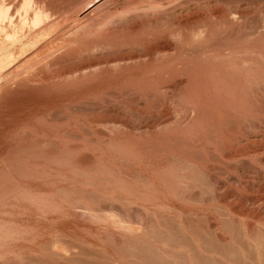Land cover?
<instances>
[{
  "label": "rangeland",
  "instance_id": "rangeland-1",
  "mask_svg": "<svg viewBox=\"0 0 264 264\" xmlns=\"http://www.w3.org/2000/svg\"><path fill=\"white\" fill-rule=\"evenodd\" d=\"M51 1L53 2L56 0ZM65 1L66 0H57L55 3H51L48 6V10L55 8V14L63 19L62 21H65L61 22V25L59 24L56 29H53L50 32V34H46L48 37L46 35L42 37L39 36L40 38L36 37L35 40L29 41L26 37L29 30L27 31V28H23L24 32L22 31L21 36L25 44L22 47L21 45H19V47L17 46L15 51H13V53H17L16 59H9L6 61L7 57L5 55L2 56V53L0 52V69L3 67L0 70V264H83V262L84 264H117L112 262L113 259H120L123 261V264H153L154 262L149 261L150 258L159 256H161V259H164L162 261L163 263L167 262V259H169V263L167 262V264H200L202 261V264H224V260H228L227 258L233 260L235 264H264V249L260 257L261 261H259L254 248L252 249V246L248 245L251 244V241L249 240V243L245 238L241 225V223L247 219V221L251 223H254L258 218L264 219V206L262 205L264 202L258 201L259 198H264V96L257 98V101L252 97L251 99L250 97L247 98L249 101L247 108L248 118L244 124L242 121H239L241 119H239V117H241L240 114L238 115L236 112V115L234 110L231 111V108H227L228 110L226 109L230 103H233V98L229 97L230 95H225V98L224 94H222L223 96L218 99V104H220L217 108L219 111L215 110L217 108H214V103L212 104L213 106H210L211 108L213 107V112H208V110L202 111L200 110L203 109L202 105H204V107L207 106V109H209L208 105L211 104L208 101V105H206V102L205 104L199 103L202 104L200 105L202 108L199 106V118L205 117L207 121L214 120V122L216 121V123L212 122L214 125H212V123H208L206 126L205 124H203L204 126L198 125L197 128L195 126L196 129L191 127L190 129L178 130L176 128V131L174 128H172L171 131L170 128L169 131L168 129L165 130L166 133H164L165 131L163 132L164 138H162L163 135L160 134L161 140L159 139L157 142L156 139L154 142L153 140H145L144 138H146V136L150 138L149 133V136L146 135L147 130H143V127H141L146 119L143 117L140 118L139 114H137L138 111H140L139 113L143 111L141 108L144 107V101H142L141 98L138 100L139 96L133 90L135 87H132L140 78H142L139 72H127V74L125 73L123 76L107 78L101 82H92L90 85L84 83L82 87H80L81 85L78 86L81 89L77 87L78 89L75 88L76 90L70 89L68 86L70 90L66 91V88H64L63 90L65 91H63L62 88L60 89L56 86L57 82L55 79H57L59 74H67V72L74 71L79 66L84 65V63L89 64L90 61L93 62L101 58L103 59V57L105 59L109 58L112 56L109 52L105 51L95 54L91 52L90 54H83L84 56H82V54L79 53V55L77 52L75 54L74 51V53L72 52L70 55L68 54L70 57L65 55L66 57L63 59V62H58V65L56 64V66L51 68L52 70L49 69L45 72H41L40 68H37L40 73L35 70L37 65L40 66L39 64H36V61L40 57L44 59V57L47 56V53L49 54L50 52H53L58 55H64L65 52H69L70 49L68 44L64 42L68 35L66 36L64 34L66 38L61 36L64 32L63 28L69 26V28L71 27L72 29L76 24L72 25L75 20L80 24V20L84 21L87 14L92 15L90 13L95 12L93 11V7L96 4L103 1L109 2L110 5L109 10L105 9L101 12L93 13L96 20H101L105 17L108 11H111L110 8H115L114 6L118 2H122V4L125 3L124 5H126L132 4L137 0H89L90 3L89 1L84 3L85 6L83 9H77L75 11L70 7L72 5L68 6L67 1ZM180 1H178L179 4L178 2H174L165 5V8H162L159 11V15H156L157 17L154 16V18L161 19L157 23V27L153 25L150 27L148 23V25L145 26L146 29L144 30L143 28L142 31H140L142 34L140 35V33H138L137 38H140V36L142 38L148 33V31H150V28L154 27L163 30L168 35L170 34L169 40L170 42L173 41L171 35L179 34V31L181 32L180 25L183 22L188 21V17L185 15H178L177 18L176 11L179 10V7L182 4L185 6L187 0H182L183 2L181 1V3ZM233 1L237 2V0ZM234 2L233 4H235ZM248 2L253 1L249 0ZM56 4L57 8L53 6ZM88 4L90 6L92 5L91 8ZM50 5L53 7L51 8ZM137 5L136 7L140 6V4ZM54 10H51V12L49 10V12L54 15ZM196 15V13H191V15L188 14L187 16H190L189 21ZM184 17H186V20H184ZM154 18H152V16H145V18L135 19L130 24L138 25L141 21L146 22L147 24L148 21L151 23ZM254 18L257 20L259 16H255ZM254 18L253 21H255ZM176 20H178V22L180 21L179 26L178 23H175ZM171 23L172 25H170ZM174 24L177 26H174ZM62 25L64 27H62ZM198 25L200 27L201 23L195 26L198 28ZM66 28L65 32L67 31L69 34V30L71 29L67 28L66 30ZM190 28L191 27H187V30H182H185V32H183L187 33ZM57 30L62 34H58ZM56 37H59L61 40ZM122 37L123 36L121 35L120 38L124 39ZM127 38H130V36L128 37L127 35L125 39ZM35 43L37 45H35ZM90 43H88V45ZM0 47H2V44ZM40 47L42 48L40 49ZM43 47L46 48L47 52ZM7 48L10 49L9 47ZM23 48H25V50ZM35 48H39V55H37L36 52H34L35 54L32 53V60L29 53L31 51L33 52ZM47 48L50 51H48ZM62 49L66 50L63 51ZM25 51H27V53ZM26 55H29V60ZM35 55L42 56L39 58L35 57L34 59L33 57ZM3 59L6 60L4 61ZM42 59H39L38 61ZM28 61L31 62L27 64L26 62ZM14 63L16 66L18 65L17 71H20L23 65L25 70L28 71L30 68L27 69L25 66H30V64L34 63L31 66L35 67L36 64L35 68L32 67L34 71H32V69L30 70L33 72L32 74L36 73L37 76H39L37 81L40 80L41 82H31L33 84V86L31 85V88L29 87V89L24 88L20 90V83L17 85V81H22L21 79L24 78L25 75V78H28L29 76L30 79H33L34 75L30 76L28 73L30 70L27 72L29 75L25 73L26 71L22 73L24 71L23 69L19 75L23 74L24 77H21L18 80L16 79L17 81H12L11 79L7 80L6 77L9 72L6 70H16L17 67ZM22 63L24 64L22 65ZM180 63L170 67L176 71L168 68L170 72L173 74L175 73L176 75L166 71H162L160 72L161 74H159V70H152L149 71L152 73H148L146 76L143 75L148 81V86L155 87L153 86L154 84H156V86H166L165 89H167L168 92L170 91L169 87H172L173 84L183 77L182 80L186 79L185 81L190 83V85L188 83L189 86L194 82L191 89L194 90L192 87H195L196 90L194 91H198V94H202L204 90V94H202L204 95L203 97H201V94L196 95L197 97L199 96V98L201 97V100H203L206 95L207 99L208 95L213 94L212 90V92L208 90L210 88L207 83H209L208 78L210 77L209 75L207 76L209 69L205 68V65L203 67L201 66V70L203 71L207 69L205 70L207 73L200 70V73L198 74L201 75L199 76L196 72H198V68H200V65L202 64L196 66L189 63L186 59H182ZM182 63L184 64L182 65ZM1 65L3 66L1 67ZM190 69H192V72L195 70V78L192 77L193 73L189 74L191 72ZM263 70L264 69L261 71ZM4 71H6V73ZM155 73L157 76H155ZM163 73L165 74L164 76ZM36 74L35 77H37ZM186 75H191L188 76L189 80L190 77H192L193 80L189 81L188 78H186ZM221 75V78H224V74L221 73ZM172 76L174 77V80L171 78ZM179 76L181 77L179 78ZM46 77L47 79L50 77L48 82H44L45 80H43ZM177 77L179 79H177ZM34 80L36 79L34 78ZM167 80L169 81L167 82ZM7 81H12L10 84L14 81L15 83L10 85ZM197 81L199 85L196 83ZM203 81L207 82L205 83V86L202 85ZM42 82L49 83L51 86L47 89L44 88V92L49 94V97L48 95L45 96L46 94L43 92V88L40 89L44 84ZM137 83L136 85H138ZM167 83H169V85ZM170 83L172 85H170ZM6 84H9L8 87ZM38 85L39 87H37ZM9 86H12L11 89ZM17 86L20 91L17 90ZM34 86L36 88H34ZM12 88H14V90L16 89V91L14 92ZM187 88L188 87H185V91L183 92L186 93L187 90L189 94L191 89ZM4 89L10 91L6 92ZM165 89L162 90V92H166ZM30 91H32V94L34 93L33 96ZM130 91L131 94H129ZM207 91H209V93ZM121 92L123 93V96H121ZM94 95L95 97L96 95L102 96L103 98L105 97L106 100L113 99L112 101L115 100L116 104L118 101L117 106L120 105L118 108L121 110V113H110L109 109L107 110L103 104L96 101L97 99H94L95 101L93 99L90 100V97L94 98ZM109 97L110 99H107ZM188 97L190 96L188 95ZM199 98H197V100ZM224 98L226 101H232L229 104H226V101L223 102L225 100ZM84 99H86V102H84ZM157 99V96L156 98H151V104H156L155 102H157ZM220 100L223 103L220 102ZM93 103L96 104V106ZM176 106H179V109L186 107L179 102ZM123 110L125 113H122ZM126 114L129 116L127 120L124 118H127V116H125ZM97 120L100 122L98 121V123H95ZM219 120L221 121V124L218 123L220 122ZM101 121L103 122L102 124H100ZM115 122H122L125 127H123V129L120 128V131H117V129L113 130L117 131L114 132V136L112 135L115 140L112 139V141L109 142L106 137L103 138V135L107 136L105 131L108 132L109 129L106 128L109 127L108 125L112 128V125ZM81 124L83 126H81ZM125 124L128 126L126 127ZM101 127H103V129H101ZM224 129L227 132H225ZM144 131H146V133H144ZM118 132L120 134H118ZM157 133L152 136L158 137L159 132ZM95 134L96 136H94ZM142 134H144L145 137ZM89 135L92 137H89ZM101 135L103 137H101ZM129 135L130 137H128ZM175 145H177V147ZM145 146L147 148H145ZM234 149L235 151H233ZM255 150L258 153L256 152L253 156L246 155L243 157L241 155L242 152H252ZM235 153L240 155L231 160L229 157L235 155ZM202 165L204 168H202ZM177 176L182 178V182H178L179 178ZM185 178H187L186 181ZM167 181H169L168 184ZM164 182H166V185ZM173 182H176V185ZM177 185H179V187ZM258 204H260L259 206H263L261 210L257 207ZM253 205H255V207H253ZM230 212L231 216H228L230 215ZM199 222L200 225L198 224ZM222 223H224L223 226ZM202 224H206V226H202ZM215 224L218 225L217 229ZM210 225L212 228L215 227L218 231L211 230ZM219 226L221 230H219ZM228 231H230V233L232 232V234ZM221 235H225V237L227 235L228 237H226L225 240L224 238L222 239ZM190 237H194V240ZM260 240L262 241V239ZM198 247L200 249H198ZM241 251H243V254L246 253V257L241 254ZM210 252H212V254ZM213 252L215 254H213ZM231 253L233 255H231ZM210 255H212V257ZM220 255L223 260H221ZM53 256H55V259ZM58 256L61 257L59 258ZM162 256L164 258H162ZM165 256H169L170 258L168 257L165 261ZM189 256H192L190 261ZM61 259H63V261ZM173 259L176 263L174 261L171 262Z\"/></svg>",
  "mask_w": 264,
  "mask_h": 264
},
{
  "label": "bare ground",
  "instance_id": "bare-ground-1",
  "mask_svg": "<svg viewBox=\"0 0 264 264\" xmlns=\"http://www.w3.org/2000/svg\"><path fill=\"white\" fill-rule=\"evenodd\" d=\"M57 1V0H56ZM56 1H51V0H0V45L2 44V47H0V52L2 53V56L5 55L7 57L8 61L9 59H16V54L13 53V51H15V48H17V46L19 47V45H21V47L25 44L21 33L23 31V28H27L28 34H27V39L29 41L35 40V38H40L39 36H44V35H48L50 34V32L53 29H56L57 26L61 23V22H65L62 21L63 19H61L60 17H58L55 14V11L52 7L53 6H57L56 5H50L52 9H49L50 12L51 10H54V16L52 13L49 12L48 10V6L51 3H55ZM68 3V6H70L71 8H73L72 10H77V9H83L85 4L87 3L89 0H66ZM65 1V2H66ZM138 1V2H137ZM135 2H133L132 4H122V2H118L114 7V9H111V11H108V13H106L105 17H103L101 20H96L94 18V14L93 13H97V12H101L103 10H109V2H103L101 1L99 4H96L93 7V13H90L92 15H88L85 16V20H80V24L79 22H76V20L74 21V23L72 25L73 28L71 29V27L69 28V26L67 27L69 30V34L67 32H65V28L63 25L62 27H64V32L63 34L61 32H59L58 30V34H62L61 36L66 38L64 36V34L67 36V39L64 41L68 44L69 47V52H65L64 55H58L55 54L53 52H50L49 54L47 53V58L44 57V59H42L40 56H34L33 58L35 59V57H40L39 59H42L40 61H36L34 63L39 64L40 66L35 64V67L37 70L36 72H38L39 68L42 71H47L49 69H51L52 67L56 66V64L59 62H63V59L66 57L65 55H70L72 52L75 54L76 52L79 54H82V56H84L83 54H90L91 52L93 54L95 53H99V52H109L112 56L109 58H104L101 60H96L93 61L89 64L84 63V65L79 66L78 68H76L74 71L71 72H67V74H59V76L57 77L56 80V86H58L60 89L62 88V90L64 88H66L65 90H70V89H75L77 88L79 85H81L80 87H82L84 85V83H87L90 85V83H95V82H101L106 80L107 78H113V77H120L123 76L125 73L127 74V72H133V71H137L141 74V77L139 79V81H137L136 83L138 85H136V83L132 86L135 87L133 90L135 93L138 94L139 98L138 100L144 101V107L141 108L143 109V111L141 113H139L140 111L137 112V114H139L140 118L143 117L145 118V122L144 124H142L143 126V130H147L144 131V133H146V135L149 136L150 134V138L146 136V138H144L145 140H154L156 139V142L159 141V139L161 138V135H163V132L165 130L171 128H174V130L176 131L177 129H187V128H197L198 125H203L208 124V123H212L214 122V120L212 121H207L204 118H199L200 116V112L199 111V106L202 105L203 103L206 105H208L210 102L211 105H208L204 107L203 109L200 110H204L210 112L214 109H212L210 106L214 105V108L220 104H218V99L220 97H222L224 94L225 95H230L229 97H232L231 99L233 100V103H230L231 101H226V97L224 98L225 100L223 102H227L226 104H229L226 109L231 108V111L234 110L235 114L237 112V114L241 117H239V121L246 123L247 120V115H248V99L250 97L254 98L255 100L257 98H260L262 96H264V70L261 71L262 69H264V0H252L253 2H248L249 0H237V2H234L233 0H187L186 1V5L183 6L184 4H180L181 6L179 7V10H177L176 14H177V18L178 15H185L186 17H188V21L183 22L180 26H181V32L179 31V34H173L171 35V37L173 38V41L170 42L169 40V35L166 34L163 30H160L159 28H150L153 26H156L157 23L161 20L159 18H154V16L159 15V11L162 8H165V5H167L168 3H177L180 0H137ZM182 1V0H181ZM180 1V3H181ZM235 4H233V2ZM236 1V0H235ZM183 2V1H182ZM90 3V1H89ZM140 4V6L138 5ZM179 4V2H178ZM89 5V4H88ZM136 5L138 7H136ZM169 5V4H168ZM90 6V5H89ZM92 6V5H91ZM90 6V8H91ZM175 6V5H174ZM179 6V5H177ZM59 7V6H58ZM87 7V6H86ZM57 8V7H56ZM63 8V7H62ZM68 8V7H67ZM88 8V7H87ZM86 8V10H87ZM66 9V8H65ZM70 9V8H69ZM169 9V8H168ZM60 10V9H58ZM164 10V9H163ZM172 10V9H171ZM61 11V10H60ZM66 11V10H65ZM71 11V10H70ZM196 11V12H195ZM69 12V11H68ZM191 13H196L197 15L194 17V19L189 21V17L187 16L188 14L191 15ZM60 14V13H58ZM71 14V13H70ZM162 14V13H161ZM187 14V15H186ZM61 15V14H60ZM63 15V14H62ZM67 15V14H66ZM96 15V14H95ZM171 15V14H170ZM173 15V14H172ZM175 15V14H174ZM54 16V17H53ZM72 16V14H71ZM145 16H152V18H154L152 20V22L150 23V21L147 22H142L139 23L138 25H131L130 23L133 22L135 19H140V18H145ZM180 16V19H181ZM255 16H259V20L255 19ZM67 17V16H66ZM76 17V16H75ZM157 17V16H156ZM171 17V16H170ZM186 17H184L186 20ZM77 18V17H76ZM79 18V17H78ZM176 18V19H177ZM253 18L255 19V21H253ZM65 19V18H64ZM166 19V18H165ZM183 19V18H182ZM71 20V18H70ZM143 20V19H141ZM252 20V21H251ZM78 21V20H77ZM147 21V20H146ZM183 21V20H182ZM136 22V21H135ZM171 22V21H170ZM180 22V21H179ZM179 22L178 20H176V24L178 23L179 26ZM70 23V22H69ZM149 23V30L147 34H145L142 38L140 36V38L138 37V33H140V31H142V29L144 28V30L146 29L145 26H147ZM167 23V22H165ZM201 26L198 28L197 24H200ZM168 24V23H167ZM61 25V24H60ZM70 25V26H72ZM172 25V23L170 24ZM174 26H177L174 24ZM173 26V27H174ZM60 27V26H59ZM60 27V28H62ZM157 27V26H156ZM164 27V25H163ZM187 27H191L189 32L184 33L185 30H187ZM195 27V28H194ZM29 28V29H28ZM66 28V30H67ZM148 28V27H147ZM166 28V27H165ZM171 28V27H170ZM168 29V28H167ZM173 29V28H172ZM178 29V28H177ZM185 29V30H182ZM166 30V29H165ZM61 31V30H60ZM63 31V30H62ZM184 31V32H183ZM24 32V31H23ZM170 32V31H169ZM176 32V31H175ZM172 33V32H171ZM142 33H140L141 35ZM25 35V34H24ZM46 35V36H47ZM121 35L123 36L121 39ZM126 35V36H125ZM130 36V38L125 39V37ZM45 36V37H46ZM48 37V36H47ZM60 37V36H59ZM58 37V38H59ZM44 38V37H43ZM41 38V39H43ZM53 38V37H52ZM51 38V39H52ZM57 38V37H56ZM55 38V39H56ZM57 38V39H58ZM63 38V39H64ZM49 39V38H48ZM60 39V38H59ZM121 39V40H120ZM26 40V38H25ZM37 40V39H36ZM61 40V39H60ZM27 42V41H26ZM58 42V41H56ZM91 42V43H90ZM60 43V42H59ZM58 43V44H59ZM63 43V42H62ZM61 43V44H62ZM88 43H90L88 45ZM34 44V43H33ZM35 45H37L35 43ZM48 45V44H47ZM55 45V44H54ZM65 45V44H64ZM87 45V47H86ZM251 45V46H249ZM33 46V45H32ZM59 46V45H58ZM66 46V45H65ZM64 46V47H65ZM74 46V47H73ZM7 47H9L10 49H8ZM37 47V46H36ZM63 47V48H64ZM26 48V47H25ZM25 48H23L25 50ZM30 48V47H29ZM32 48V47H31ZM42 47H40L41 49ZM44 50L46 51V48L43 47ZM76 48V49H75ZM27 49V48H26ZM36 49V48H35ZM30 52L29 55L31 56L32 53L35 54L34 52L38 54V49H36V51ZM48 49V48H47ZM51 49H52V45H51ZM55 49V48H54ZM60 49V48H59ZM67 49V48H66ZM66 49H62L63 51ZM18 50V49H17ZM28 50V49H27ZM31 50V49H30ZM56 50V49H55ZM58 50V49H57ZM68 50V49H67ZM20 51V50H19ZM41 51V50H40ZM44 51V52H45ZM48 51H50L48 49ZM59 51V50H58ZM62 51V52H63ZM27 53V51H25ZM42 52V51H41ZM47 52V51H46ZM45 52V54H46ZM57 52V51H56ZM126 52V53H125ZM20 53V52H19ZM67 53V54H66ZM22 54V53H21ZM24 54V53H23ZM42 54V53H40ZM79 54V55H80ZM29 55L26 57H28L27 59L29 60ZM68 55V56H69ZM90 56V55H89ZM70 57V56H69ZM25 58V57H24ZM189 62L192 63L196 66H199L198 64H202L200 65V68H198V72L197 75H199L198 73H200L201 70V66L205 68L209 69V72L207 73V69L203 70L207 73V76L209 75L210 78H208L209 83L203 81L202 85H206L205 83H207V85H209L208 89L209 91H213V94L208 95L207 99L206 96L204 97L203 100H201L204 95L203 92L202 94L199 93L198 91H194L196 90L195 87L191 89V86H193L194 82L192 83L191 86L190 83L188 81H185L184 79L182 80V78H180L181 76H179V78L177 77V79H179V81H177L175 84H173L172 87H169V90L167 92L166 86H156V84H151L155 87H150V85L148 86V81L147 79L144 78V76H146L148 73H152L149 71H154V70H159V74H161L160 72H170V70L173 68L174 65L179 64L181 62V60H185V59ZM23 59V58H22ZM26 59V60H27ZM32 59V56H31ZM73 59V58H72ZM94 59V58H93ZM1 60V58H0ZM4 60V59H3ZM2 60V62H3ZM4 60V61H5ZM21 60V59H19ZM25 60V59H23ZM22 60V62H23ZM33 60V59H32ZM89 60V58H88ZM65 61V60H64ZM73 61V60H72ZM31 62L28 61L26 62L27 64ZM39 62V63H38ZM18 63V62H16ZM34 63L30 64V66H25L30 69L33 70L31 66ZM185 63V62H184ZM182 63V65L184 64ZM4 64V63H3ZM19 64V63H18ZM24 63H22L23 65ZM181 64V63H180ZM191 64V66H192ZM15 65V63H14ZM13 65V66H14ZM21 65V63H20ZM58 65V64H57ZM187 65V64H186ZM193 65V66H194ZM3 65H1L2 67ZM12 66V68H13ZM16 66V65H15ZM14 66V68H15ZM18 66V65H17ZM16 66V67H17ZM195 66V67H196ZM34 67V68H35ZM179 67V66H178ZM3 68V67H2ZM1 68V69H2ZM5 68V67H4ZM38 68V69H37ZM74 68V67H73ZM170 68V70L168 69ZM181 68V67H180ZM193 68V67H191ZM0 69V70H1ZM18 67L15 69H11V71L8 69L6 70L8 73L7 77L5 75V77L7 78V80H15L17 81L18 79H20L21 77H24L23 74L19 75V73L24 69V71L22 73H27L28 71L25 70L24 65L22 67V69L20 71H17ZM71 69V68H70ZM52 70V69H51ZM65 70V69H64ZM168 70V71H167ZM187 70V69H186ZM194 70V69H193ZM196 70V68H195ZM195 70L192 72V69H190V73H193V78H195L194 76V72ZM6 71H4L6 73ZM31 70L28 72L30 74V76L34 75L33 79L29 78V74L27 75L28 78H22L20 80H18V84L16 82L17 85H19L20 83V87L19 88L17 86V90L20 91L24 88H31V85L33 86V84L31 82L37 81L39 78V76H37L36 73L32 74ZM173 71H176L175 69ZM184 71V70H183ZM202 71V70H201ZM202 71V72H203ZM254 74H253V73ZM40 73V71H39ZM38 73V74H39ZM51 73V72H50ZM49 73V75H50ZM56 73V72H55ZM172 73V72H170ZM169 73V74H170ZM180 73V72H179ZM178 73V74H179ZM195 73V74H196ZM205 73V74H206ZM221 73L224 74V78H221ZM252 73V75H251ZM35 74L37 77H35ZM167 74V73H166ZM173 74V73H172ZM175 74V73H174ZM173 74V75H174ZM4 75V74H3ZM47 75V74H46ZM144 75V76H143ZM165 74L163 73V76ZM176 75V74H175ZM201 75V74H200ZM199 75V76H200ZM203 75V74H202ZM221 75V76H220ZM43 76V75H42ZM155 76L156 73H155ZM159 76V75H158ZM191 76V75H188ZM186 75V78L189 77ZM19 77V78H18ZM45 77V75H44ZM56 77V75H55ZM166 77V76H165ZM190 77V80H193V78ZM203 77V76H202ZM34 78L36 80H34ZM43 78V77H42ZM139 78V77H138ZM153 78V77H152ZM164 78V77H163ZM171 78L174 77L172 76ZM176 78V76H175ZM200 78V77H199ZM17 79V80H16ZM50 79V77L47 79L44 78L43 80H45L44 82H48V80ZM149 79V78H148ZM155 79V78H153ZM159 79V78H158ZM167 79V78H166ZM165 79V80H166ZM176 79V80H177ZM207 79V78H206ZM4 80V79H3ZM33 80V81H32ZM52 80V79H51ZM137 80V79H136ZM160 80V79H159ZM164 80V79H163ZM162 80V82H163ZM169 80L171 81V79L169 78ZM167 80V82L169 81ZM189 80V81H190ZM198 80V79H197ZM203 80V79H202ZM12 81H7V83L12 82ZM15 81L13 83H11L10 85L14 84ZM20 81V82H19ZM124 81V80H123ZM37 82H41L40 80ZM36 82V83H37ZM42 82V83H44ZM129 82V81H128ZM132 82V81H131ZM135 82V81H134ZM165 82V81H164ZM201 82V80H200ZM199 82V83H200ZM31 83V84H30ZM35 83V82H34ZM133 83V82H132ZM157 83V82H156ZM161 83V82H160ZM187 83V84H186ZM189 83V85H188ZM198 84V81L196 82ZM4 84V83H3ZM9 84H6V86L8 87ZM40 84V83H38ZM158 84V83H157ZM169 85V83H167ZM1 85V84H0ZM36 85V84H34ZM53 85V84H52ZM86 85V84H85ZM93 85V84H92ZM130 85V84H129ZM132 85V84H131ZM166 85V84H165ZM170 85H172L170 83ZM199 85V84H198ZM200 85V86H202ZM4 86V85H3ZM50 86V84L48 83H44L42 85V87L40 89L43 88V92H44V88H48ZM55 86V85H54ZM63 86V87H61ZM70 89H69V87ZM76 86V87H75ZM87 86V85H86ZM126 86V84H125ZM124 86V87H125ZM12 87V86H11ZM11 87L9 86V88L11 89ZM39 87V85L37 86ZM51 87V86H50ZM57 87V88H58ZM74 87V88H73ZM78 87V88H80ZM185 87H188L187 89H191V91H189V94L186 90V93L183 92L185 91ZM190 87V88H189ZM199 87V86H198ZM207 87V86H206ZM16 88V87H15ZM20 90H19V89ZM34 88H36L34 86ZM77 88V89H78ZM119 88V87H118ZM121 88V86H120ZM127 88V87H126ZM131 88V87H130ZM129 88V89H130ZM197 88V86H196ZM203 88V87H202ZM8 89V88H7ZM39 89V88H37ZM36 89V90H37ZM39 89V90H40ZM81 89V88H80ZM114 89V88H113ZM166 90V92H162V90ZM205 89V88H204ZM6 89H4L5 91ZM12 90H14V88H12ZM27 90V89H26ZM35 90V91H36ZM63 90V91H65ZM76 90V89H75ZM107 90V89H106ZM119 90V89H118ZM126 90V89H125ZM10 91V90H6ZM16 91V89L14 90V92ZM17 91V93H18ZM114 91V90H113ZM121 91V90H120ZM127 91V90H126ZM129 91V90H128ZM209 91H207L209 93ZM211 91V92H212ZM38 92V91H37ZM48 92V91H47ZM54 92V91H53ZM58 92V91H57ZM61 92V90H60ZM58 92V93H60ZM133 92V91H132ZM133 92V93H134ZM2 93V92H1ZM24 93V92H23ZM30 93L32 94V91H30ZM29 93V94H30ZM45 93V92H44ZM120 93V92H119ZM122 93V92H121ZM197 93V94H196ZM13 94V93H12ZM28 94V95H29ZM34 94V93H33ZM32 94V96H33ZM46 94V93H45ZM52 94V93H51ZM54 94V93H53ZM99 94V93H98ZM117 94V93H116ZM131 94V91L130 93ZM190 97H188V95ZM202 95L200 98L199 96L197 97L196 95ZM3 95V94H1ZM10 95V94H9ZM25 95V94H24ZM37 95V94H36ZM49 97V94H46L45 96ZM60 95V94H59ZM103 95V94H102ZM215 95V96H213ZM18 96V95H17ZM20 96V95H19ZM30 96V95H29ZM53 96V95H52ZM121 96H123V93L121 94ZM136 96V97H138ZM157 96V102H155L156 104H151L150 101L151 98H156ZM237 96V98H236ZM4 97V96H3ZM90 97V96H89ZM108 97V96H107ZM111 97V96H110ZM107 98V99H110ZM19 98V97H18ZM39 98V97H38ZM88 98V97H87ZM128 98V97H127ZM197 98H199L197 100ZM17 99V98H16ZM15 99V100H16ZM25 99V98H24ZM50 99V98H49ZM96 100L98 103H101L104 105V107L107 108V110L109 109V112L111 113H117L120 114L121 110H119V106H117L116 101H112V100H106L105 97L103 98L102 96H98L94 95V98L90 97V100ZM210 99V100H209ZM212 99V100H211ZM80 100V99H79ZM86 102V99H84ZM94 100V101H95ZM177 100V102H176ZM222 100V98H221ZM220 100V102H222ZM259 100V99H258ZM1 101V100H0ZM3 101V99H2ZM7 101V100H6ZM25 101V100H24ZM83 101V100H81ZM88 101V100H87ZM141 101V102H142ZM208 101V102H207ZM251 101V100H250ZM253 101V100H252ZM257 101V100H256ZM22 102V101H21ZM34 102V101H33ZM79 102V101H78ZM77 102V104H78ZM90 102V101H89ZM126 102V101H125ZM182 103L184 104L186 107L179 109V106H176V104ZM222 102V103H223ZM254 102V101H253ZM252 102V104H253ZM27 103V102H26ZM124 103V102H123ZM128 103V102H127ZM202 103V104H199ZM208 103V104H207ZM214 103V104H213ZM221 103V104H222ZM6 104V103H5ZM18 104V103H17ZM21 104V103H20ZM94 104V103H93ZM121 104V103H120ZM137 104V103H136ZM140 104V101H139ZM189 104V105H186ZM213 104V105H212ZM14 105V104H13ZM33 105V104H32ZM96 106V104H94ZM100 105V104H99ZM102 105V106H103ZM128 105V104H127ZM143 105V104H142ZM8 106V104H7ZM129 106V105H128ZM138 106V104H137ZM190 106V107H188ZM225 106V105H224ZM251 106V105H250ZM24 107V106H23ZM86 107V106H85ZM93 107V106H92ZM91 107V108H92ZM103 107V108H104ZM132 107V105H131ZM201 107V106H200ZM219 107V106H218ZM4 108V107H3ZM31 108V107H30ZM102 108V107H101ZM135 108V107H134ZM140 108V106H139ZM202 108V107H201ZM205 108V109H204ZM211 108V109H210ZM132 109V108H131ZM140 109V110H141ZM227 109V110H228ZM3 110V109H2ZM106 110V109H105ZM106 110V111H107ZM216 111H219L218 108L215 109ZM16 111V110H15ZM127 111V110H125ZM136 111V110H135ZM221 111V110H220ZM230 111V112H231ZM106 112V113H109ZM131 112V111H130ZM213 112V111H212ZM260 112V111H259ZM122 113H125L124 110ZM133 113V112H132ZM199 113V114H198ZM128 114V112H127ZM127 114L125 116H127ZM135 114V115H137ZM211 114V113H210ZM209 114V115H210ZM236 114V115H237ZM259 114V113H258ZM99 115V114H98ZM109 115V114H108ZM122 115V114H121ZM207 115V114H206ZM233 115V114H232ZM261 115V114H260ZM1 116V115H0ZM114 116V115H113ZM120 116V115H119ZM124 116V114H123ZM122 116V117H123ZM202 116V114H201ZM214 116V115H213ZM252 116V115H251ZM105 117V116H104ZM103 117V118H104ZM116 117V116H115ZM129 116L124 117L126 120L128 119ZM212 117V116H211ZM215 117V116H214ZM219 117V116H218ZM238 117V116H237ZM100 118V116H99ZM111 118V117H110ZM120 118V117H119ZM118 118V119H119ZM131 118V117H130ZM230 118V117H229ZM253 118V117H252ZM96 119V118H95ZM94 119V120H95ZM124 119V120H125ZM139 119V118H138ZM205 119V120H204ZM209 119V118H208ZM214 119V118H213ZM103 120V119H102ZM130 120V119H129ZM99 120H97L95 123H98ZM104 121V120H103ZM117 121V120H115ZM122 121V120H121ZM220 121V120H219ZM232 121V120H231ZM236 121V122H239ZM92 122V121H91ZM100 122V121H99ZM123 122V121H122ZM118 123L115 122L112 125V128L110 125H108L109 127H107L106 129H109L108 132H106L107 136L105 135H101V137L103 138H107V141H112L113 138V134L114 132L120 131V128L123 129L124 124L123 123ZM130 122V121H128ZM133 122V121H132ZM88 123V122H86ZM103 122L101 121L100 124H102ZM105 123V122H104ZM216 123V121L214 122ZM219 124H221V121L218 122ZM226 123V122H224ZM79 124V123H78ZM84 124V123H83ZM97 124V125H100ZM106 124V123H105ZM104 124V127H105ZM218 124V125H219ZM223 124V123H222ZM231 124V123H230ZM106 125V126H107ZM126 127L128 126L127 124H125ZM139 125V123H138ZM212 125H214L212 123ZM211 125V126H212ZM225 125V124H224ZM81 126H83L81 124ZM91 126V125H90ZM103 126V125H100ZM99 126V127H100ZM133 126V125H132ZM204 126V125H203ZM216 126V125H215ZM221 126V125H220ZM229 126V125H228ZM256 126V125H255ZM79 127V126H78ZM93 127V126H91ZM258 127V126H257ZM85 128V127H82ZM132 128V127H130ZM134 128V127H133ZM138 128V127H137ZM177 128V129H176ZM195 128V129H196ZM200 128V127H199ZM206 128V127H204ZM213 128V127H212ZM260 128V127H259ZM89 129V128H88ZM87 129V130H88ZM101 129H103V127H101ZM100 129V130H101ZM105 129V128H104ZM117 131H113L116 130ZM121 129V130H122ZM139 129V128H138ZM188 129V130H189ZM223 129V128H222ZM85 130V129H84ZM91 130V129H90ZM89 130V131H90ZM142 130V131H143ZM104 131V130H102ZM129 131V130H128ZM131 131V130H130ZM173 131V132H175ZM187 131V130H186ZM190 131V130H189ZM204 131V130H203ZM202 131V132H203ZM221 131V130H220ZM225 131V129H224ZM251 131V130H250ZM132 132V131H131ZM159 132L158 137L157 136H152L155 135V133ZM162 132V133H161ZM205 132V131H204ZM227 132V131H225ZM261 132V131H260ZM3 133V132H2ZM95 133V132H93ZM92 133V134H93ZM126 133V132H124ZM128 133V132H127ZM140 133V132H139ZM143 133V132H142ZM149 133V134H148ZM166 133V131L164 132ZM170 133V132H167ZM180 133V132H179ZM182 133V132H181ZM191 133V132H190ZM200 133V132H198ZM197 133V134H198ZM105 134V133H104ZM118 134H120L118 132ZM117 134V135H118ZM158 134V133H157ZM161 134V135H160ZM212 134V133H211ZM217 134V133H216ZM224 134V132H223ZM88 135V134H87ZM113 135V136H112ZM122 135V134H121ZM120 135V137H121ZM144 136V134H142ZM179 135V134H178ZM196 135V134H195ZM261 135V134H259ZM78 136V135H76ZM80 136V135H79ZM86 136V135H85ZM96 136V134L94 135ZM127 136V135H126ZM125 136V137H126ZM142 136V137H143ZM170 136V135H169ZM182 136V135H181ZM184 136V135H183ZM191 136V135H190ZM215 136V135H214ZM87 137V136H86ZM89 137H92L89 135ZM116 137V136H115ZM119 137V136H118ZM123 137V135H122ZM130 137V135L128 136ZM133 137V135H132ZM134 137L136 138V136L134 135ZM145 137V136H144ZM177 137V136H176ZM187 137V136H186ZM95 138V137H94ZM99 138V137H98ZM97 138V139H98ZM110 138V139H109ZM162 138H164V135L162 136ZM188 138V137H187ZM186 138V139H187ZM194 138V137H193ZM255 138V137H254ZM87 139V138H86ZM85 139V140H86ZM120 139V138H119ZM126 139L128 140V138L126 137ZM140 139V138H139ZM169 139V137H168ZM182 139V138H181ZM220 139V138H219ZM236 139V138H235ZM241 139V138H240ZM243 139V138H242ZM96 140V138H95ZM102 140V139H101ZM105 140V139H104ZM103 140V141H104ZM115 140V139H114ZM122 140V139H121ZM118 140V141H121ZM130 140V139H129ZM132 140V139H131ZM134 140V139H133ZM137 140V139H136ZM143 140V139H142ZM144 140V141H145ZM161 140V139H160ZM191 140V139H190ZM262 140V139H261ZM82 141V140H81ZM164 141V140H163ZM174 141V140H173ZM180 141V140H179ZM201 141V140H200ZM246 141V140H245ZM108 142V143H109ZM124 142V141H123ZM128 142V141H127ZM137 142V141H136ZM141 142V140H140ZM139 142V143H140ZM178 142V141H177ZM195 142V141H194ZM221 142V140H220ZM224 142V140H223ZM248 142V141H247ZM254 142V140H253ZM91 143V142H90ZM98 143V142H95ZM112 143V142H111ZM116 143V142H113ZM119 143V142H118ZM125 143V142H124ZM150 143V142H148ZM162 143V142H160ZM175 143V141H174ZM93 144V143H91ZM158 144V143H157ZM196 144V143H195ZM194 144V145H195ZM198 144V143H197ZM233 144V143H232ZM94 145V144H93ZM110 145V144H109ZM114 145V144H113ZM148 145V144H147ZM151 145V144H150ZM156 145V144H155ZM163 145V144H162ZM186 145V144H185ZM236 145V144H235ZM242 145V144H241ZM256 145V144H255ZM108 146V145H107ZM142 146V145H141ZM177 147V145H175ZM239 146V145H238ZM78 147V146H77ZM149 147V146H148ZM157 147V146H156ZM203 147V146H202ZM227 147V146H226ZM258 147V146H257ZM99 148V147H97ZM113 148V147H112ZM111 148V149H112ZM145 148H147L145 146ZM233 148V147H232ZM170 149V148H169ZM114 150H115V146H114ZM119 150V148H118ZM124 150V149H123ZM142 150V149H141ZM171 150V149H170ZM184 150V149H183ZM195 150V149H194ZM231 150V149H230ZM235 151V149L233 150ZM183 152V151H182ZM256 150L255 151H250V152H242L241 155L244 157L246 155H255L256 154ZM130 153V152H129ZM132 153V152H131ZM233 153V152H232ZM258 153V152H257ZM188 154V152H187ZM223 154V153H222ZM129 155V154H128ZM183 155V154H182ZM240 155V154H239ZM238 154L235 153V155H231L229 158L231 160H233L234 158H237L239 156ZM227 156V154H226ZM133 157V156H132ZM187 157V156H186ZM222 157V156H221ZM241 157V156H240ZM262 157V156H261ZM138 159V158H137ZM214 159V158H213ZM224 159V158H223ZM254 159V158H253ZM260 159V158H259ZM184 160V159H183ZM221 160V159H220ZM227 160V159H226ZM209 161V160H208ZM230 161V160H229ZM252 161V160H251ZM261 161V160H260ZM140 162V161H139ZM190 162V161H189ZM216 163V162H214ZM220 163V162H219ZM258 163V162H257ZM210 164V163H209ZM208 164V165H209ZM212 164V163H211ZM226 164V163H224ZM232 164V162H231ZM261 164V163H260ZM204 165V164H203ZM202 165V166H203ZM222 165V164H221ZM162 166V165H161ZM215 166V165H214ZM261 166V165H260ZM172 167V166H171ZM206 167V166H205ZM213 167V166H212ZM222 167V166H221ZM181 168V167H180ZM201 168V167H200ZM204 168V166L202 167ZM216 168V167H215ZM218 168V167H217ZM173 169V168H172ZM171 170V169H170ZM202 170V169H201ZM200 170V171H201ZM208 170V169H207ZM163 172V170H162ZM167 172V171H166ZM202 172V171H201ZM170 173V172H169ZM174 173V171H173ZM203 173V172H202ZM208 173V172H207ZM237 174V173H236ZM154 176V175H153ZM174 176V175H173ZM180 176V174H179ZM206 176V175H205ZM209 176V175H208ZM239 176V175H238ZM171 177V176H170ZM175 177V176H174ZM178 177V176H177ZM176 177V178H177ZM184 177V176H183ZM158 178V177H157ZM172 178V177H171ZM178 182L182 180V178L178 177ZM160 179V178H159ZM173 179V178H172ZM171 179V180H172ZM187 180V178H185V181ZM238 180V179H237ZM176 181V180H175ZM184 181V182H185ZM144 182V181H143ZM159 182V181H158ZM169 181H167L168 184ZM182 182V181H181ZM146 183V182H145ZM153 183V182H152ZM166 185V182H164ZM172 183V181H171ZM174 183V182H173ZM176 183V182H175ZM174 183V184H175ZM192 183V182H191ZM148 184V183H147ZM161 184V183H160ZM253 184V183H252ZM154 185V184H153ZM176 185V184H175ZM180 185V184H179ZM179 185H177L179 187ZM185 185V184H184ZM187 185V184H186ZM176 186V187H177ZM201 186V185H200ZM134 187V186H133ZM163 187V186H162ZM204 187V186H203ZM242 187V186H241ZM251 187V186H250ZM197 188V187H196ZM171 189V188H170ZM214 189V188H213ZM129 190V189H128ZM155 190V189H154ZM164 190V189H163ZM203 190V189H202ZM207 190V189H206ZM165 191V190H164ZM167 191V190H166ZM189 191V190H188ZM256 191V190H255ZM174 192V191H173ZM172 192V193H173ZM197 194V193H196ZM259 194V193H258ZM262 194V193H261ZM170 195V194H169ZM172 195V194H171ZM183 196V195H182ZM253 197V196H252ZM191 198V197H190ZM118 199V198H117ZM182 199V198H181ZM215 199V198H214ZM260 199V198H259ZM258 201L259 202H264V198L261 197V199ZM116 200V199H115ZM110 201V200H109ZM250 201V200H249ZM257 201V200H256ZM1 202V201H0ZM230 202V201H229ZM246 203V202H245ZM257 203V202H256ZM119 204V203H118ZM223 204V203H222ZM221 205V204H220ZM260 204H258V208L261 210L264 206V204H262L263 206H259ZM224 207V206H223ZM253 207H255V205H253ZM256 207V208H257ZM215 208V207H214ZM222 208V207H221ZM244 208V207H243ZM246 208V207H245ZM230 209V208H229ZM181 210V209H180ZM210 210V209H209ZM248 210V209H247ZM253 210V209H252ZM264 211V210H263ZM192 212V211H191ZM206 212V211H205ZM249 212V211H248ZM212 213V212H211ZM246 213V211H245ZM202 214V213H201ZM209 214V213H208ZM213 214V213H212ZM146 215V214H145ZM245 215V214H243ZM259 215V214H258ZM186 216V215H185ZM231 216V212L230 215ZM168 217V216H167ZM212 217V216H211ZM250 217V216H249ZM248 217V218H249ZM260 217V216H258ZM184 218V217H183ZM195 219V218H194ZM259 219V220H258ZM254 223L249 222V221H243L241 223L242 228H243V233L245 238L249 241H251V244H248L250 246H252V249L254 248L255 253H257L258 259L260 260L261 254L263 253V249H264V219H260L258 218ZM211 220V219H210ZM224 220V219H223ZM234 220V219H233ZM243 220V219H242ZM245 220V219H244ZM261 220V221H260ZM196 221V220H195ZM252 221V220H251ZM217 222V221H215ZM188 223V222H187ZM221 223V222H219ZM200 225V222L198 223ZM210 224V222H209ZM217 224V223H216ZM215 224V225H216ZM192 225V224H191ZM197 225V223H196ZM204 224H202L203 226ZM214 225V226H215ZM224 225V223H222V226ZM232 225V224H231ZM206 226V224L204 225ZM213 226V225H212ZM233 226V225H232ZM211 227V225H210ZM209 227V228H210ZM218 225H216V229H217ZM205 228V227H204ZM229 228V227H228ZM186 229V228H185ZM191 229V228H190ZM194 229V228H193ZM192 229V230H193ZM199 229V228H198ZM208 229V227H207ZM214 231H218L214 228L211 227V230ZM195 230V229H194ZM193 230V231H194ZM197 230V229H196ZM202 230V229H200ZM209 230V229H208ZM219 230L220 226H219ZM188 231V230H187ZM203 231V230H202ZM205 231V230H204ZM223 231V230H222ZM230 233V231H228ZM2 233V232H1ZM205 233V232H204ZM214 233V232H213ZM217 233V232H216ZM183 234V233H181ZM202 234V233H200ZM232 234V232L230 233ZM234 234V233H233ZM259 234V235H258ZM5 235V234H4ZM192 235V234H190ZM195 235V234H194ZM208 235V234H207ZM188 236V235H187ZM222 239L228 237L226 235H221ZM231 236V235H230ZM197 237V236H196ZM200 237V236H199ZM217 237V235H216ZM232 237V236H231ZM261 237V238H260ZM193 238L194 237H190ZM198 238V237H197ZM201 238V237H200ZM232 239V238H230ZM241 239V238H240ZM239 239V240H240ZM262 239V241L260 240ZM226 240V239H225ZM228 240V239H227ZM259 240V241H258ZM189 241V240H188ZM192 241V240H191ZM234 241V240H233ZM249 241V243H250ZM262 242V243H261ZM170 243V242H169ZM176 243V242H175ZM186 243V242H185ZM198 243V242H197ZM196 244V243H195ZM242 244V243H241ZM170 246V245H169ZM187 246V245H186ZM201 246V245H200ZM163 247V246H162ZM161 247V248H162ZM195 247V246H194ZM248 247V246H247ZM174 248V247H173ZM157 249V248H156ZM190 249V248H189ZM197 249V247H196ZM198 249H200L198 247ZM211 250V249H210ZM169 251V250H168ZM185 251V250H184ZM203 251V250H202ZM161 252V251H160ZM215 252V251H214ZM213 252V254H215ZM218 252V250H217ZM232 252V251H231ZM243 254V251H241ZM248 252V251H247ZM168 253V252H167ZM187 253V252H186ZM201 253V252H199ZM212 254V252H210ZM254 253V252H252ZM137 254V253H136ZM135 254V255H136ZM191 254V253H189ZM207 254V253H206ZM218 254V253H217ZM221 254V253H220ZM246 254V253H245ZM243 254V255H245ZM248 254V253H247ZM57 255V254H56ZM93 255V254H92ZM167 255V254H165ZM193 255V254H192ZM198 255V254H197ZM219 255V254H218ZM231 255H233L231 253ZM114 256V255H113ZM157 256V255H156ZM201 256V254H200ZM205 256V255H204ZM212 257V255H210ZM209 256V257H210ZM226 256V255H225ZM44 257V256H43ZM42 257V258H43ZM55 256H53L54 258ZM59 257V256H58ZM61 257V256H60ZM59 257V258H60ZM87 257V256H86ZM109 257V256H108ZM166 257V256H165ZM169 257V256H168ZM165 258L166 259L168 258ZM192 257V256H191ZM189 256V261L191 260V258ZM215 257V256H214ZM222 256L220 255V258ZM234 257V256H233ZM246 257V255H245ZM95 258V257H94ZM130 258V257H129ZM141 258V257H140ZM143 258V257H142ZM162 258H164L162 256ZM170 258V257H169ZM196 258V257H195ZM205 258V257H204ZM208 258V256H207ZM227 258V257H226ZM52 259V258H51ZM55 259V258H54ZM52 259V260H54ZM75 259V258H74ZM77 259V258H76ZM80 259V258H79ZM82 259V258H81ZM87 259V258H86ZM133 259V258H132ZM137 259V258H136ZM172 259V258H171ZM199 259V257H198ZM228 260H224V264H235L233 260L227 258ZM245 259V258H244ZM63 261V259H61ZM120 259H113L112 262L117 263V264H123V261H119ZM124 260V259H123ZM149 260V259H148ZM164 259H161V256L159 257H152L150 258L149 261L154 262L153 264H167V262L169 263V259H167V262H162ZM221 260H223V258H221ZM246 260V259H245ZM252 260V259H251ZM48 261V260H47ZM81 261V260H80ZM111 261V260H110ZM141 261V260H140ZM174 261L171 260V262ZM239 261V260H238ZM44 262V261H43ZM96 262V261H95ZM175 262V261H174ZM193 262V261H192ZM203 262V261H202ZM202 262H200V264H202ZM223 262V261H222ZM221 262V263H222ZM240 262V261H239ZM245 262V261H244ZM257 262V261H256ZM102 263V262H101ZM108 263V262H107ZM138 263V262H137ZM146 263V262H145ZM176 263V262H175ZM191 263V262H190ZM198 263V260H197ZM252 263V262H251ZM261 263V262H260ZM55 264V263H54ZM59 264V263H58ZM84 264V262H83ZM125 264V263H124ZM129 264V263H128ZM144 264V263H143ZM173 264V263H172ZM177 264V263H176ZM196 264V263H195ZM214 264V263H213Z\"/></svg>",
  "mask_w": 264,
  "mask_h": 264
}]
</instances>
